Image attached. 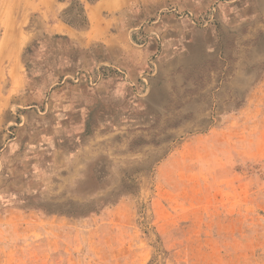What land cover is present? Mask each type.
<instances>
[{
	"label": "rangeland",
	"instance_id": "374dc122",
	"mask_svg": "<svg viewBox=\"0 0 264 264\" xmlns=\"http://www.w3.org/2000/svg\"><path fill=\"white\" fill-rule=\"evenodd\" d=\"M35 1L0 0V264H264V0L177 3L148 91L78 132L32 81Z\"/></svg>",
	"mask_w": 264,
	"mask_h": 264
},
{
	"label": "crops",
	"instance_id": "0c3cea01",
	"mask_svg": "<svg viewBox=\"0 0 264 264\" xmlns=\"http://www.w3.org/2000/svg\"><path fill=\"white\" fill-rule=\"evenodd\" d=\"M196 1L214 0H37L29 15L32 81L47 89L83 69L110 71L96 88L69 81L52 94L51 111L58 110L71 131H81L82 124H94L102 114L98 110L109 112L119 101L148 91L149 86L139 88L143 75L152 78L160 71L182 35L177 18L162 15L161 9L168 2L193 8ZM225 1L240 5L246 0Z\"/></svg>",
	"mask_w": 264,
	"mask_h": 264
},
{
	"label": "built area",
	"instance_id": "2783aa9c",
	"mask_svg": "<svg viewBox=\"0 0 264 264\" xmlns=\"http://www.w3.org/2000/svg\"><path fill=\"white\" fill-rule=\"evenodd\" d=\"M160 13L161 14H166V13L172 14L179 20L188 19V20H192V22L194 23L199 20L192 10L181 9L175 5H167L163 7ZM215 14H216V7L214 5L211 9L210 15L206 16V19L204 20V22L207 23L209 21H212L215 17ZM103 71L104 70L100 67L96 69H90V70L83 69L72 75H64L63 77H61L59 82L64 84L69 81L74 82V83L86 81L88 82L89 85L96 86L105 80L106 74ZM147 76L148 75H143L142 80L146 82Z\"/></svg>",
	"mask_w": 264,
	"mask_h": 264
},
{
	"label": "bare ground",
	"instance_id": "6f19581e",
	"mask_svg": "<svg viewBox=\"0 0 264 264\" xmlns=\"http://www.w3.org/2000/svg\"><path fill=\"white\" fill-rule=\"evenodd\" d=\"M19 68H20V67L16 66V67H14V68L12 69L14 75H18V73H19Z\"/></svg>",
	"mask_w": 264,
	"mask_h": 264
}]
</instances>
